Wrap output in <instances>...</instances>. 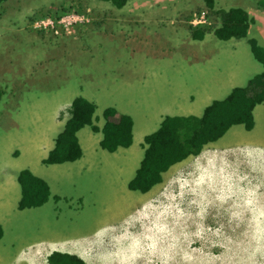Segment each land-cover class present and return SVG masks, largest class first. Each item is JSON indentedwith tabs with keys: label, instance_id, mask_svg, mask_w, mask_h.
Masks as SVG:
<instances>
[{
	"label": "rangeland",
	"instance_id": "obj_1",
	"mask_svg": "<svg viewBox=\"0 0 264 264\" xmlns=\"http://www.w3.org/2000/svg\"><path fill=\"white\" fill-rule=\"evenodd\" d=\"M13 3L5 2L1 8L6 6L5 11L0 9V90H5L0 111L8 110L0 112L5 117H0V131L8 133L7 139H21L31 128L11 122L25 121L23 111L15 106H26L38 98L42 106L50 98L66 103L76 96L97 102L95 115L109 105L116 106L117 111L132 116L135 125L140 126L139 135L144 136L153 124L162 121L164 114L191 108V94L196 96L195 108L225 97L227 89L217 84L219 78L226 81L222 77L231 71L240 73L248 60L258 65L250 74L264 71L246 39L220 40L209 33L211 28L199 50H194V40L196 45L187 43L192 61L185 59L180 43L186 41L180 37L191 32V24L206 21L201 10L212 13L205 0H132L124 7L101 0ZM215 3L214 8L243 6L251 16L256 11L264 20V9L256 0ZM70 6L64 13L58 12ZM73 8L109 16L97 23L78 17ZM50 9H57L55 23L63 31H41L37 26L39 17L49 22L44 15ZM114 12L123 15L122 19ZM208 26L212 27L205 24ZM261 32L260 37H264L263 28ZM245 82L242 76L232 79L235 85ZM205 83L213 88H203ZM30 109L27 112L33 115ZM67 116L64 108L63 122ZM148 126L151 128L146 129ZM86 129L90 131L86 127L82 132ZM140 136L129 149L114 152L101 148L99 143L84 144L87 154L90 149L94 151L88 157L85 153L86 160L96 166L90 168L83 161L62 167L65 176L51 181L52 193L61 196L60 200L51 198L39 208H21L17 199H2L0 264H33L29 258L37 247L40 251L48 247L47 254L57 245L71 252L83 250L92 264H264V259L255 255L257 248L263 250L264 237L255 239V243L246 240L247 224L235 220L245 214L241 207L244 182L253 190L261 188L264 196V102L255 109V124L250 131L243 125L233 126L229 137L208 143L202 157L191 155L170 166L162 181L143 197L124 182L125 171L134 175L144 156ZM242 152L248 156L245 164L220 158ZM16 167L15 163L18 171L24 165ZM240 167L246 169L244 182L239 181ZM98 170L101 173L94 175ZM233 186L234 200L230 201ZM140 201H144L145 210L134 215ZM137 221L148 236L145 242H137L139 249L127 231H133L131 226ZM216 221L232 227L235 236L220 241ZM125 251L128 262L118 257Z\"/></svg>",
	"mask_w": 264,
	"mask_h": 264
},
{
	"label": "trees",
	"instance_id": "obj_2",
	"mask_svg": "<svg viewBox=\"0 0 264 264\" xmlns=\"http://www.w3.org/2000/svg\"><path fill=\"white\" fill-rule=\"evenodd\" d=\"M4 0H0L1 2ZM117 7H123L128 0H105ZM213 8L215 0H205ZM264 8V0L259 2ZM223 18L219 28L222 37L232 35L244 36L249 22L248 13L240 7L229 10L216 9ZM200 25V24H199ZM199 25H190L193 38H203L211 28L202 29ZM200 26H205L202 23ZM33 28V27H32ZM35 29V28H33ZM251 49L254 56L264 63V46L251 39ZM5 93L0 90L1 96ZM264 100V72L249 79L245 86H236L222 99H215L204 109L201 116L197 115H166L160 126L145 136L144 156L134 175L128 180L131 189L148 191L155 183L162 181L163 173L172 164L197 154L206 149L209 142L223 137L222 134L231 127L233 122H245L247 128L253 126V111L256 105ZM97 103L83 96L74 97L66 107L69 113L64 129L58 134L54 147L44 159L47 163H63L76 161L83 155L79 142L78 131L90 124L93 130H99L94 124ZM104 126L101 146L114 151L120 147L128 148L133 142V118L131 115L117 111L116 106H108L103 112ZM21 185L19 207L38 206L50 199L48 183L31 171L24 169L18 176ZM59 200L58 196H55ZM3 229L0 225V237ZM50 264H87L80 257L69 252L53 251L49 256Z\"/></svg>",
	"mask_w": 264,
	"mask_h": 264
},
{
	"label": "crops",
	"instance_id": "obj_3",
	"mask_svg": "<svg viewBox=\"0 0 264 264\" xmlns=\"http://www.w3.org/2000/svg\"><path fill=\"white\" fill-rule=\"evenodd\" d=\"M39 21H40V17L37 18V26H38ZM132 22H133V20H132ZM189 34L187 32L186 35H183L180 37V38H182V40L186 41L185 43H183V42L180 43L181 44L180 49L184 53H186L185 59L189 63H191L192 56L190 58L188 57L189 52L187 51V48H186L187 43H189L190 45H196V43H197L194 50H199L201 42L203 40H205L206 38H205V36L203 38H193L191 32ZM192 40H194L196 43H193ZM134 44H135V42H134ZM134 47H135V45H134ZM233 67H234L233 65L230 66V68H233ZM251 67H252L251 63L249 61H247V63L243 66V69L251 68ZM222 78L225 79V77H222ZM220 81H221V83H220ZM228 81H230V79H227V81H223L221 78H219V82L217 84H220V85L222 84L223 87H221V88L227 89L229 87V83H227ZM44 82H47V80H44ZM203 88H213V87H208V83H205ZM188 92H190V91H188ZM200 95H202V94H200ZM195 97L196 96L193 94L189 95L191 108H184V111L179 110V109H175L173 111V113H171V114H176L175 112H177V113H183V114H177V115L201 116L204 112L205 107L207 105H209L210 103L206 104V106L204 108H200V107L195 108L193 106V104H195V102H194ZM72 100H73V98L71 99L70 102H72ZM70 102L65 104V103H61L59 100H55L54 98H50V99L46 100L45 105L42 106L41 100L38 98L35 100L34 103H32V101H31L26 106H24V105L15 106L16 108H18L19 111L20 110L23 111L22 119H24L25 121L22 123L20 120L13 119L11 122L18 125V126H25V127H31V128L25 136L21 137V139H7L8 133H3L0 131V204H2V199H6L9 201H12L13 199H17L18 200V206H19V201H20L22 194H21V185L19 183L18 176L20 175L21 171L24 169H27V170L31 171L34 175L43 178L49 184L50 190H52L51 181L55 180L56 178H59L60 176H65V173L63 172L62 167L66 166V164H69V163L74 164L77 162L86 161L85 165H88L90 168H93L96 166V165H92L90 163V160L89 161L86 160V156L88 157V156H90L91 152H94L92 149H90L88 151V154L86 153L85 150H83V155L80 158H78L76 161H72V162L67 161V162H63V163H47V162L43 161L48 156L49 151L54 147L56 136L58 135V133L61 132L60 129L65 127V122H66L67 118L64 119V122H63L61 115H62L63 109L68 107ZM109 106H114V105H109ZM29 107L32 108V109H30L29 112L33 113V115H30L27 112V109ZM97 109H99V104H97L96 110ZM7 111L8 110L6 108L4 110H1L0 112L7 113ZM103 112H104V109L102 110V112L100 114H96V115L94 114L95 115L94 124L96 123L99 126V130H93V126L90 124H87L78 131L79 142H80V144H83V146H84V144L88 145V144H91L93 142L97 143L98 140H102L103 133L101 131H102V127L104 126V122H105ZM5 115H7V114H5ZM3 116L4 115H1L0 117L5 118ZM98 117H100V121H98ZM160 120H158L157 123L153 124L152 128L150 126H148L146 129H149V128L153 129L154 127H155L154 129H156L160 124L159 123ZM97 121L100 122L101 124H98ZM133 121H134V119H133ZM133 125H134V132L135 133L133 136V142L129 147H132V145H134L135 141L137 140V136H140L138 133L140 126L137 127L135 125V123H133ZM86 127H89L90 131L88 129H86L85 132L83 133L82 130ZM232 127L233 126L229 127V129L226 130L222 134V136L223 137H229V131L231 130ZM91 135L99 136V139L91 138ZM138 139H141V136ZM218 139H220V137ZM218 139L214 140L212 142H216V141H218ZM93 140H95V141H93ZM140 141L143 142L144 139H141ZM212 142H209V143H212ZM99 143L101 146V141ZM129 147H128V149H129ZM83 148H85V146ZM204 152H205V150H203V152L201 154L197 153V154H191V155H193V156L197 155V156L202 157L204 155ZM85 153H86V156H85ZM191 155H189V156H191ZM235 157L237 158L238 162H241L242 164H245L244 160H245V158H248V156H246V155L241 156L237 153L235 154ZM220 158L227 159L225 157H220ZM223 159H220V160H223ZM232 160H233V158H232ZM15 163L17 164L16 168H19V166H21V165H24V167L20 168V170L16 171L15 170ZM102 170H103V167H102ZM244 170H246V169L240 168L241 172L239 174V181L244 182ZM100 173H101V171L98 170L96 174L94 173V175H98ZM128 174H130V172L127 173L125 171V176H126V178L124 179L125 185H127L128 180L131 178V176ZM234 179H235L234 181L236 182L235 176H234ZM158 183H155L149 190H151ZM244 186H245L244 187V198H243V203L241 204V207L244 208L245 214L241 218L235 219V220L236 221L240 220V222L244 223V226L247 224V227L244 230L246 233V237H247L246 240H251L252 243H255V239H258L259 237H264V233L259 231V229L264 230V196H262L260 194V191L262 190L261 188H257V189L253 190V189L247 187L245 182H244ZM234 189H235V187L233 186L230 190V193H231L230 194V201L234 200V196L232 194ZM149 190L148 191H140V190L133 189L132 191L139 192L140 193L139 196L143 197V196L147 195ZM242 196H243V191L240 190V197L242 198ZM49 200L50 199H48L45 203L47 204V202ZM140 203H141V205L139 208H137L136 213L135 212L133 213L134 215L137 214L141 209L145 210L144 201H140ZM44 204H42V205H44ZM42 205H38L35 207L39 208ZM134 215L131 216L133 221L135 220L133 217ZM129 220H130V218L127 219L128 223H129ZM216 224H217L216 229L218 230L217 236H218L220 241H226L228 238L235 236L233 234L235 232L234 229L232 227H230L228 224H224V223L217 222V221H216ZM1 227L3 229V233H2V236L0 237V239L4 236V228H3L2 224H1ZM124 229L127 230V226L124 227ZM131 230H133V231L127 230L130 233V235L132 236L131 242L133 245H136L137 249H139V245L137 244V242L138 241H142V242L144 241L145 242L147 240V237H148L147 233L144 230L141 222H139V221H137L136 226H134V225L131 226ZM108 232H110V231H108ZM239 239H242V238H239ZM115 240H117L119 242V238L115 237ZM126 242H127V240H126ZM57 246L59 247V245H57ZM76 246H78L82 249V247L84 245L80 246L79 244H77ZM125 246H126V244L123 243L121 248L124 249ZM39 247H37V249H35V251H33L34 256L31 258L32 263L33 264H48L47 262H42L44 258H46L45 260L49 261V256L51 254L50 251L47 252V254H45L46 253L45 248H48V247L43 246L44 249H41L42 251H40ZM84 247L86 248V246H84ZM62 248L65 251H67L66 247H62ZM74 254L76 256L80 257L84 262L88 263L89 258L86 257V254L84 253L83 250L76 249ZM218 254L220 255V252ZM113 255L115 256L114 253H113ZM255 255H258L260 257V260L264 259V248H263V250L257 248ZM261 255H263V256H261ZM118 257L121 259H125L128 262V260L126 258L127 257L126 251H125V253L123 252V253L118 254ZM37 258H39V259L37 260ZM91 261L88 264H92ZM249 262H250V260H249Z\"/></svg>",
	"mask_w": 264,
	"mask_h": 264
},
{
	"label": "clouds",
	"instance_id": "obj_4",
	"mask_svg": "<svg viewBox=\"0 0 264 264\" xmlns=\"http://www.w3.org/2000/svg\"><path fill=\"white\" fill-rule=\"evenodd\" d=\"M18 0H10V1H8V0H4V1H2L1 2V7H0V9L2 8V6H3V4L5 3V2H10V3H16ZM101 1H104V2H109V4H111L112 5V2H110V1H105V0H101ZM130 1H132V0H129V1H126V3L124 4V6H126ZM216 1V0H215ZM254 1V0H253ZM260 2V0H256V3H257V5L259 6L260 5V7L262 8V9H264L263 7H262V5L259 3ZM13 3V4H14ZM259 3V4H258ZM216 4V3H215ZM123 6V7H124ZM209 7V12H212V13H208L206 10H201L202 11V13H203V15H204V17L206 18V21L205 22H200V25L202 24V23H204V24H206V25H212V27H211V32H209V33H213L218 39H220V40H224V41H227V40H231V39H246L247 40V42L249 43V45H250V47H251V42H250V40L251 39H254V40H256V41H258L260 44H261V42H264V37H260L261 35H262V32H261V28H263V30H264V20L263 19H260L259 17H258V13L255 11L253 14H252V16L250 15V11L247 9V8H245V7H243V6H240V8H242V9H244L247 13H248V15L250 16V18H251V21L249 22V27H248V29H247V33H246V35H244V36H236V35H232V36H230V37H227V38H225V37H222V35L220 34V32H219V28L220 27H222V25H223V18L221 17V15L219 14V13H217V12H214V10H216V9H218V8H211L210 6H208ZM250 8H251V5L249 6ZM71 8V6L69 7V8H63V9H59V13H64V12H66L68 9H70ZM95 8V7H94ZM230 8H232V7H230ZM230 8H227V9H225V8H219V9H224V10H229ZM5 9H6V6L3 8V9H1L2 11H5ZM75 11H76V15L78 16V17H83V18H86L87 20H93L94 22H97V23H101V21H103V20H105V17L106 16H109V14H104V13H97V12H95V10H93L92 12L90 11V12H80L79 11V9L78 8H73ZM251 10H252V8H251ZM114 14H116L117 16H118V18H120V19H122V16L123 15H121V14H117L116 12H114ZM56 15H57V9H50L49 11H48V13L47 14H45L44 16L46 17V18H44V19H47L49 22H50V24H51V26L50 27H46L45 25H46V23H45V21H40V24L41 25H43V27L40 29L41 31H48V30H53V31H57V30H60V31H63L64 29L63 28H61L59 25H57L56 23H55V17H56ZM137 18H138V15L136 16V20H137ZM127 22H128V20H127ZM253 22V23H252ZM137 23H138V20H137ZM139 23H140V21H139ZM199 25V27L200 28H202V29H208V28H206L205 26H200ZM34 30H36V31H39L38 30V27H36ZM255 31V32H254ZM70 32V30H67V33H69ZM209 33H207L206 32V34L208 35ZM70 34V33H69ZM205 40H203L202 42H204ZM262 45V44H261ZM264 46V45H263ZM252 50V49H251ZM253 53V52H252ZM253 56H254V54H253ZM254 58H255V60L257 61V62H259L260 64H262L263 66H264V63H262L261 61H259L255 56H254ZM250 63H251V65H252V67L251 68H245V69H242L241 70V72L240 73H235V72H230L229 74H228V76H226L225 77V79H226V81H227V79H230V81H228L227 83H229V87L227 88V91L225 92V93H223V95H228L230 92H231V90L234 88V87H236V86H245L247 83H248V81H249V79H251V78H255L258 74H260V73H262V72H264V71H259V70H257V72L255 73V74H250L251 73V69L252 68H256V67H258V65H256L255 63H252L250 60H248ZM238 76H242L245 80H246V82L244 83V84H241V85H235V84H233L232 83V79L233 78H236V77H238ZM202 94V93H201ZM225 96V97H226ZM77 97V96H76ZM84 97V96H83ZM225 97H223V98H225ZM86 98V97H85ZM86 99H88V98H86ZM219 99H222V98H219ZM88 100H90V99H88ZM215 100V99H214ZM70 102V101H69ZM264 102V100L261 102V103H259L258 105H260V104H262ZM66 103H68V102H66ZM65 103V104H66ZM258 105H256V107L254 108V111H253V119H252V122L251 123H253V126H254V124H255V109L257 108V106ZM107 108V107H106ZM95 113H96V110H95ZM245 124H247V123H245V122H241V121H238V122H233L232 123V125L231 126H237V125H243L244 126V128L246 129V130H248V131H250L252 128H253V126L251 127V128H247L246 127V125ZM220 139H222V137L220 138ZM220 139H218V141L220 140ZM101 140H98V142L97 143H99ZM81 146H82V148L84 147L83 146V144H81ZM99 146H100V143H99ZM214 146H216V143H214V144H212L210 147H211V149L214 147ZM101 148H103L102 146H100ZM103 149H105L106 150V148H103ZM226 149V148H225ZM83 150H85V148H83ZM227 150V149H226ZM109 151V150H108ZM110 152H112V151H110ZM213 152V151H212ZM201 153V151L200 152H198V154H200ZM222 154H225V153H222ZM239 155H241V154H239ZM242 155H245L244 153H242ZM241 155V156H242ZM224 156V155H223ZM227 159H230L231 161H233V162H236V161H238L237 160V158L235 157V155H233L232 153H230V154H228L227 155ZM232 158H233V160H232ZM143 159V158H142ZM215 159V158H214ZM44 161V160H43ZM58 163H60V162H58ZM241 166V165H240ZM240 168H242V167H240ZM49 185V184H48ZM51 193H50V195H49V197H50V199L51 198H54L55 200H56V198H55V195H53V193H52V190L50 191ZM59 198V200L61 199V196H58ZM32 207H35V206H32ZM36 208V207H35ZM0 225H1V223H0ZM54 246V245H53ZM58 247V246H57ZM55 250H59V251H63V252H69V253H72V254H74L75 252H71V251H65V250H62V249H60L59 247L57 248V249H55ZM55 250H53V251H55ZM76 250V249H75ZM52 250L50 251V253H52L53 252ZM31 257V256H30ZM32 258V257H31ZM31 258H29L30 260H31ZM42 262H47L48 264H50L49 263V261L48 260H43ZM41 262V263H42Z\"/></svg>",
	"mask_w": 264,
	"mask_h": 264
},
{
	"label": "bare ground",
	"instance_id": "obj_5",
	"mask_svg": "<svg viewBox=\"0 0 264 264\" xmlns=\"http://www.w3.org/2000/svg\"><path fill=\"white\" fill-rule=\"evenodd\" d=\"M128 1H129V0H128ZM42 20H43V19L40 18V21H42ZM43 21H44V20H43ZM45 23H46V25H45L46 27L48 26V24H50V22H47V21H46ZM199 24H200V23H199ZM199 24H197V25H199ZM38 25H40L41 28H42V26H43V25L40 24V22L38 23ZM191 25H192V24H191ZM193 25H194V24H193ZM189 29H190V26H189ZM190 31H191V30H190ZM166 115H173V114H164V117H165ZM164 117H163V118H164ZM162 120H163V119H162ZM94 121H95V119H94ZM133 123H134V121H133ZM159 123H161V121H160ZM95 124H96V123H95ZM96 125H97V124H96ZM159 126H160V124H159ZM159 126H158V127H159ZM158 127H157V128H158ZM154 128H155V127H154ZM154 128L151 129L150 131L153 132V131H155V130L157 129V128H156V129H154ZM63 129H64V127H63ZM133 130H134V125L132 126V133H133ZM101 132H102V131H101ZM151 132L146 133L144 136H141V139H144L143 143H142V141H141V144H143V145H147V142L145 141V136L148 135V134H150ZM133 136H134V133H133ZM56 138H57V137H56ZM121 148H124V147H120L119 149H121ZM119 149H118V150H119ZM125 149H127V148H125ZM114 151H117V150H114ZM114 151H113V152H114ZM131 176H132V175H131ZM128 187H129V186H128ZM129 189H131V188L129 187ZM131 190H133V189H131ZM87 264H88V263H87Z\"/></svg>",
	"mask_w": 264,
	"mask_h": 264
}]
</instances>
